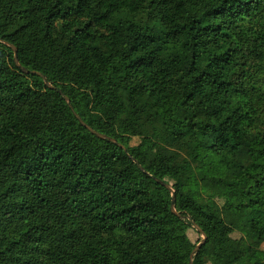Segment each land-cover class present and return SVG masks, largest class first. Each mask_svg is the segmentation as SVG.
<instances>
[{"label": "trees", "instance_id": "16d2710c", "mask_svg": "<svg viewBox=\"0 0 264 264\" xmlns=\"http://www.w3.org/2000/svg\"><path fill=\"white\" fill-rule=\"evenodd\" d=\"M0 39L55 88L0 42V264H190L192 222L264 264V0H0Z\"/></svg>", "mask_w": 264, "mask_h": 264}, {"label": "water", "instance_id": "95a60500", "mask_svg": "<svg viewBox=\"0 0 264 264\" xmlns=\"http://www.w3.org/2000/svg\"><path fill=\"white\" fill-rule=\"evenodd\" d=\"M0 42H2L3 44H6L7 46H9L10 48H12V49L14 50V52H15V64H16V66H17L18 68H20V69H21L24 73H26V74L38 75V76L42 77V78L44 79V81H45V84H46L49 88L55 89L54 87H52V86L50 85V83H49L48 80L45 78V76H43V74H41V73H39V72H35V71H27V70H25V69L20 65L19 60H18V57H17V50H16V48H15L13 45L8 44V43L2 41L1 39H0ZM60 93H61V91H60ZM66 100H67V103H68L69 107L71 108V110H72L74 116L78 119V121L80 122V124H81L84 128H86L90 133H92L93 135L97 136L98 138H100V139H102V140H107L108 142H111V143H114V144H117L119 147H121V148H123L125 151H127L126 147H125L123 144L116 142V140L113 139V138L107 137V136H105V135H103V134H101V133L96 132V131H95L94 129H92L89 125H87V124L81 119V117H79V115L74 111V109H73L72 106H71V103H70L69 99L66 98ZM135 163L138 164L136 161H135ZM138 166H139V168L142 170V167H141L139 164H138ZM156 181H157L158 183H160L162 186L166 187L168 190L172 191L173 202H172V206H171V211H172L173 213H176V212H175V206H174V203H175V191H174V189L171 187L170 184H166L165 182H163V181H161V180H159V179H156ZM188 220L192 222V220H191L190 217H188ZM192 224H193V227H194V228H195V229H196V230L202 235L203 239H202V241L196 246V248L193 250V252H192V254H191L190 264H193L192 259H193L194 255H195V254L201 249V247H202L203 245L206 244V240H207V236L203 233V231L201 230V228H200L197 224H195V223H193V222H192Z\"/></svg>", "mask_w": 264, "mask_h": 264}, {"label": "rangeland", "instance_id": "374dc122", "mask_svg": "<svg viewBox=\"0 0 264 264\" xmlns=\"http://www.w3.org/2000/svg\"><path fill=\"white\" fill-rule=\"evenodd\" d=\"M122 143L124 145H130V146H139L140 149L144 152H151L154 148V143L146 138H129L124 137L121 139ZM213 173L215 176H222L224 171L219 168L215 167L213 169ZM161 176L170 175L173 178H177V173L175 171L174 165L169 164L165 169H162L160 171ZM171 187L174 189L173 182L170 183ZM226 210H229V207L225 206ZM187 237L193 242V243H200L203 239L202 235L192 226L187 233ZM234 237H239V234H235ZM198 243V244H199Z\"/></svg>", "mask_w": 264, "mask_h": 264}]
</instances>
